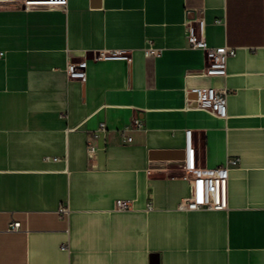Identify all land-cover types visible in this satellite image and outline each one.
Here are the masks:
<instances>
[{
    "label": "crops",
    "instance_id": "1",
    "mask_svg": "<svg viewBox=\"0 0 264 264\" xmlns=\"http://www.w3.org/2000/svg\"><path fill=\"white\" fill-rule=\"evenodd\" d=\"M200 19L209 45L236 47L226 76L201 74L187 45ZM0 50V264H264V0L0 1ZM80 60L86 77L69 78ZM207 86L228 90L226 118L199 107ZM187 129L197 167L240 159L221 208H178Z\"/></svg>",
    "mask_w": 264,
    "mask_h": 264
},
{
    "label": "built area",
    "instance_id": "2",
    "mask_svg": "<svg viewBox=\"0 0 264 264\" xmlns=\"http://www.w3.org/2000/svg\"><path fill=\"white\" fill-rule=\"evenodd\" d=\"M8 2H16L21 4L24 8L36 7H51L66 10L69 0H0ZM203 19L198 20L195 25L191 21L187 23L186 40L187 45L193 49H201L205 51L209 65L204 71L203 75L210 76H226L227 75V61L230 56L236 54V47L223 45L211 46L204 35ZM127 51L121 50H104L97 58L101 59H115L128 57ZM5 51L0 50V56H4ZM146 56H160L162 49L156 47L152 41H149L148 46L144 48ZM86 60L68 61L66 65V73L71 79H84L86 77ZM196 95V101L200 108L210 111L214 115L226 118L228 116V90L226 88H217L213 86L198 87L193 90ZM65 115V114H62ZM141 121L135 119L131 123V127H140ZM106 123L100 122L97 129L91 132L87 139V153L89 157L95 159L98 153V146L95 140L101 136V133L106 132ZM191 129L186 130L187 151L183 165L185 177L191 183V192L188 196L181 199L178 208L183 211L198 210L203 207L207 208H221L224 203L220 197V185L226 183L229 171L232 167L237 166L240 162L239 157L230 156L226 161L213 168H199L196 166L193 150L190 146ZM128 139H131L130 137ZM114 208L116 210H130L132 209V202L129 199L118 198L115 200ZM148 209H152V204L149 203ZM69 209L66 206L59 208V213L64 214ZM20 222H13L11 228L19 229Z\"/></svg>",
    "mask_w": 264,
    "mask_h": 264
},
{
    "label": "water",
    "instance_id": "3",
    "mask_svg": "<svg viewBox=\"0 0 264 264\" xmlns=\"http://www.w3.org/2000/svg\"><path fill=\"white\" fill-rule=\"evenodd\" d=\"M152 264H159L158 255H153Z\"/></svg>",
    "mask_w": 264,
    "mask_h": 264
}]
</instances>
